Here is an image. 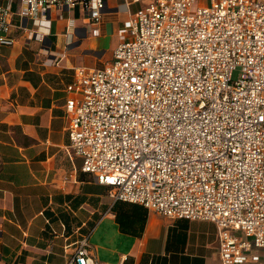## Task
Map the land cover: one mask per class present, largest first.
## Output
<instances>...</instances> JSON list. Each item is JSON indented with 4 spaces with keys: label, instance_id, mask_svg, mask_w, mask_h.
I'll list each match as a JSON object with an SVG mask.
<instances>
[{
    "label": "built area",
    "instance_id": "1",
    "mask_svg": "<svg viewBox=\"0 0 264 264\" xmlns=\"http://www.w3.org/2000/svg\"><path fill=\"white\" fill-rule=\"evenodd\" d=\"M106 7L0 0V45L14 43L15 18L48 26L65 9L95 33ZM117 38L110 60L76 66L66 85L69 153L114 201L212 221L221 264H264V0H151ZM70 245L63 264L126 259H98L87 235Z\"/></svg>",
    "mask_w": 264,
    "mask_h": 264
},
{
    "label": "crops",
    "instance_id": "2",
    "mask_svg": "<svg viewBox=\"0 0 264 264\" xmlns=\"http://www.w3.org/2000/svg\"><path fill=\"white\" fill-rule=\"evenodd\" d=\"M106 1L95 33L77 8L65 9L61 17L52 11L48 26L27 20L19 27L15 18L14 43L0 45V264H63L64 245L83 235L100 260L221 264L212 221L114 201L69 153L65 100L74 68L105 62L123 22L151 0ZM24 28L42 40L26 39Z\"/></svg>",
    "mask_w": 264,
    "mask_h": 264
},
{
    "label": "rangeland",
    "instance_id": "3",
    "mask_svg": "<svg viewBox=\"0 0 264 264\" xmlns=\"http://www.w3.org/2000/svg\"><path fill=\"white\" fill-rule=\"evenodd\" d=\"M68 12L70 13V11H68ZM78 19L79 18H77V20ZM108 54H109V57L107 60H110V58L112 56V50H111V53H108ZM110 54H111V56H110ZM239 76H240V71L238 69L233 70L232 76H231L232 80H237L239 78Z\"/></svg>",
    "mask_w": 264,
    "mask_h": 264
}]
</instances>
